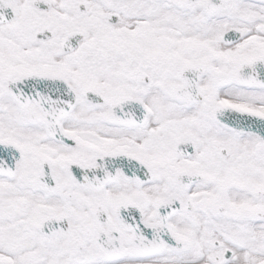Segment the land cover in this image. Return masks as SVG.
I'll list each match as a JSON object with an SVG mask.
<instances>
[{"label": "snow or ice", "instance_id": "snow-or-ice-1", "mask_svg": "<svg viewBox=\"0 0 264 264\" xmlns=\"http://www.w3.org/2000/svg\"><path fill=\"white\" fill-rule=\"evenodd\" d=\"M0 264H264V0H0Z\"/></svg>", "mask_w": 264, "mask_h": 264}]
</instances>
